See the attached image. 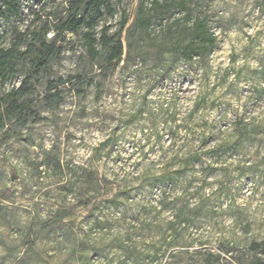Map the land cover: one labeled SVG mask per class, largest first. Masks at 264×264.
I'll return each instance as SVG.
<instances>
[{"label":"rangeland","instance_id":"obj_1","mask_svg":"<svg viewBox=\"0 0 264 264\" xmlns=\"http://www.w3.org/2000/svg\"><path fill=\"white\" fill-rule=\"evenodd\" d=\"M112 1L99 27L118 31L125 11L123 61L95 60L68 34L46 69L28 59L0 82L2 99L31 77L21 113L0 120V264H264V0H186L216 37L192 63L170 53L169 27L190 22L182 6L150 12L141 30L150 0ZM67 2L0 0V50H24ZM195 150L202 160L179 179L141 181ZM79 166L104 180L97 206L77 204ZM125 179L138 190L110 203Z\"/></svg>","mask_w":264,"mask_h":264},{"label":"trees","instance_id":"obj_2","mask_svg":"<svg viewBox=\"0 0 264 264\" xmlns=\"http://www.w3.org/2000/svg\"><path fill=\"white\" fill-rule=\"evenodd\" d=\"M162 1H165V3H162ZM14 2L15 0H11V3H9V10H16ZM176 3L187 12L190 22L178 33L175 30H179L182 26L179 25V22L173 23L169 27L168 31L172 32L174 39L170 53L179 55L182 60L192 63L200 57L207 56L213 50L216 45V37L211 32L206 18H192V10L187 7L186 0H150L149 9L141 4L136 25L141 30L148 29L151 26L150 12L157 11V9L171 8ZM115 12L112 0H68L63 15L55 16L51 21L46 19L39 28L36 27L29 31V39L24 50L21 51L15 46L0 50V82L5 83L15 78L18 72V64L28 59H34L40 71L46 69L53 61L61 57L68 46V34H80L88 55L93 59H101L103 63L109 66L120 63L124 60L126 53V46L122 39L123 31L128 24L125 11L122 13L118 31L110 33V26L99 27L104 18L113 17ZM161 19L162 17H159V21ZM50 33H52V36L48 39ZM181 35L184 36L183 39ZM30 81L31 77L25 78L20 87L9 91L4 98H0V120L4 111L7 113H21L23 104H20L19 101L30 93ZM49 90L52 91L53 88L50 87ZM57 98V94L53 93H49L45 97L47 101L53 104L57 102ZM2 101L7 103L6 109H3ZM207 141L208 139L202 136L197 143L201 145ZM202 154L196 150L191 151L179 161L177 169H164L162 175H155L154 178L141 174L140 177H143L141 181H149L155 187L158 182L169 181L173 179V176H177V179H179L191 170L190 166L202 160ZM97 172L81 166L76 168V190L87 195V197L78 196L77 204L80 206H97L96 201L92 202L90 196L92 192L100 190L104 182V180L98 178ZM128 183L129 180L126 181L125 179V187L123 190L114 193L110 203L116 205L122 196H124V201H127L132 191L138 190L129 186ZM126 203L128 204L129 201L124 204ZM160 205H163V202L157 204V206ZM182 222L185 223V220H180V223Z\"/></svg>","mask_w":264,"mask_h":264}]
</instances>
